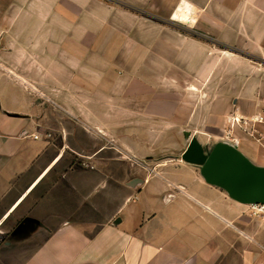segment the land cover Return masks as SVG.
I'll list each match as a JSON object with an SVG mask.
<instances>
[{
    "label": "crops",
    "instance_id": "1",
    "mask_svg": "<svg viewBox=\"0 0 264 264\" xmlns=\"http://www.w3.org/2000/svg\"><path fill=\"white\" fill-rule=\"evenodd\" d=\"M95 1L0 0V264H264V219L249 202L201 172L144 163L135 130L153 117L126 104V74H96L93 58L79 56L94 48ZM122 1L230 50L216 55L209 41H185L153 19L134 20V40L118 41L136 53L124 65L149 53L174 64L180 55L159 56L158 43H191L185 51L202 68L177 74L213 82L204 113L216 145L264 176V0ZM183 5L192 23L175 16ZM104 26L110 46L111 15Z\"/></svg>",
    "mask_w": 264,
    "mask_h": 264
},
{
    "label": "rangeland",
    "instance_id": "2",
    "mask_svg": "<svg viewBox=\"0 0 264 264\" xmlns=\"http://www.w3.org/2000/svg\"><path fill=\"white\" fill-rule=\"evenodd\" d=\"M95 2L96 4L90 9L94 14L96 28L94 48L88 49V51L80 49L79 56L84 57L85 62H88L86 60L87 56H89L90 61L93 58L94 63L92 61L88 63L89 68H93L96 74L102 75L109 71L126 74L129 78L125 85L127 90L126 104L135 109L138 108L145 115L148 114L153 117L151 124L144 122L142 129L135 130L138 133L136 138H141L137 143L140 144L144 163L149 165L150 168L200 172L199 165L189 163L183 158L186 147L190 142H196L207 154L217 142H220V137L216 136L219 132H217L213 123L206 122L208 121L206 119L208 115L204 113L208 111L210 103L214 100L213 96L205 95L208 88L212 87L213 82H208L207 85V82L202 81V76L193 72L191 75L177 74L178 72L186 73V71L195 67L202 68V65L198 66V59H189L191 58V52L185 51L189 47L187 45L189 42L182 44L178 37L174 38L176 42L172 49H170V45H165V48L162 47L160 42L158 43L159 56L173 57L180 55L171 60L174 64L156 63L158 60L154 58L155 54L149 53V56L143 57L144 63L142 64L124 65L119 63V58L124 56L133 57L136 53L129 46L126 49H121L118 41L134 40L135 34L132 30H128L134 26V20L139 25L140 21L146 23V19H153L159 24H170V27L179 29L175 33L183 37L185 41L186 39H196L201 42L202 39L209 41L212 48L210 52L216 55H230L227 53L230 50L224 48V46H219L223 44H215L217 42L210 35L202 36V33H197L195 29H188L179 25L178 22H171L165 16L151 17L145 10L127 4L122 0H96ZM109 15H111L112 25H114L110 46L108 45V34L104 32V20H108ZM72 35L73 33L64 34V45L70 41ZM196 52L202 56V49H198ZM114 62H117L116 65ZM166 71L170 74H176L171 79L163 77L158 81L161 88L153 90V86L150 85L151 82L155 81L157 74ZM140 76L144 77V80L140 79V81ZM102 83L107 82L96 80L95 85L98 86ZM172 114L176 116L174 121L171 120ZM224 131L226 132V130ZM133 134L134 130H128V134H126L128 143H134L132 140L135 138Z\"/></svg>",
    "mask_w": 264,
    "mask_h": 264
},
{
    "label": "water",
    "instance_id": "3",
    "mask_svg": "<svg viewBox=\"0 0 264 264\" xmlns=\"http://www.w3.org/2000/svg\"><path fill=\"white\" fill-rule=\"evenodd\" d=\"M233 52L258 60L240 50ZM183 158L201 166L200 172L205 180L224 189L232 198L249 203H264V176L244 161L233 148L217 144L205 154L198 143L190 142Z\"/></svg>",
    "mask_w": 264,
    "mask_h": 264
},
{
    "label": "bare ground",
    "instance_id": "4",
    "mask_svg": "<svg viewBox=\"0 0 264 264\" xmlns=\"http://www.w3.org/2000/svg\"><path fill=\"white\" fill-rule=\"evenodd\" d=\"M191 14H189V10L183 5L179 9L176 10L175 16L177 19L187 22V23H192L194 20V17H190Z\"/></svg>",
    "mask_w": 264,
    "mask_h": 264
},
{
    "label": "built area",
    "instance_id": "5",
    "mask_svg": "<svg viewBox=\"0 0 264 264\" xmlns=\"http://www.w3.org/2000/svg\"><path fill=\"white\" fill-rule=\"evenodd\" d=\"M250 207L252 214L264 219V203L251 202Z\"/></svg>",
    "mask_w": 264,
    "mask_h": 264
},
{
    "label": "flooded vegetation",
    "instance_id": "6",
    "mask_svg": "<svg viewBox=\"0 0 264 264\" xmlns=\"http://www.w3.org/2000/svg\"><path fill=\"white\" fill-rule=\"evenodd\" d=\"M188 145H189V144H188ZM187 147H188V146H187ZM187 147H186V148H187ZM185 150H186V149H185ZM200 169H201V166H200Z\"/></svg>",
    "mask_w": 264,
    "mask_h": 264
}]
</instances>
